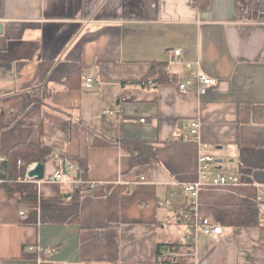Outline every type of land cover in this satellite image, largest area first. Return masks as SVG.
<instances>
[{
  "label": "crops",
  "instance_id": "1",
  "mask_svg": "<svg viewBox=\"0 0 264 264\" xmlns=\"http://www.w3.org/2000/svg\"><path fill=\"white\" fill-rule=\"evenodd\" d=\"M239 8L240 0H0V264H264V13L247 20ZM183 62L214 80L205 96L140 85L156 79L155 65L181 79ZM43 64L51 68L42 80ZM40 119L56 157L86 164L92 190L74 198L68 184L43 183L56 160L34 181L43 201L24 205L7 191L1 164ZM193 120L198 137L185 140ZM201 156L239 183L199 191V218L223 232L186 244L184 187L199 179ZM237 206H257L263 224L222 226ZM167 250L180 262H159Z\"/></svg>",
  "mask_w": 264,
  "mask_h": 264
},
{
  "label": "trees",
  "instance_id": "2",
  "mask_svg": "<svg viewBox=\"0 0 264 264\" xmlns=\"http://www.w3.org/2000/svg\"><path fill=\"white\" fill-rule=\"evenodd\" d=\"M240 16L242 19H259V15L264 13V1L259 0L257 5H253L252 0H240ZM51 64H43L41 71V79L43 80L49 73ZM151 76H156V79L145 78L142 81L153 79L155 85L164 83H178L180 78L175 75H168L163 72V68L159 65H155L150 73ZM143 144H132L131 151L138 152L144 150ZM57 158L63 160L65 164H73L76 166L78 174L81 178H86L87 166L85 163L66 156V154L60 153L56 157L54 149L44 141L43 138V121L36 124L30 141L26 144L19 145L8 155V158L1 164V176L6 181V189L10 194L17 197L19 203L24 205H36L43 199L38 195V187L35 182H23V176L25 175L26 165L30 163H38L46 165L48 162L56 161ZM24 161L22 166L17 165V162ZM148 161V160H147ZM146 161V162H147ZM21 177V180L19 178ZM75 196H79L80 192L75 191ZM189 212V209H188ZM187 212V214H188ZM221 225L226 227H258L261 226L262 219L260 218V212L257 206H237L230 211H226L221 214ZM178 245L173 244L170 247L174 248ZM160 255V251L158 252ZM164 263H178L179 258L166 257L161 261Z\"/></svg>",
  "mask_w": 264,
  "mask_h": 264
},
{
  "label": "built area",
  "instance_id": "3",
  "mask_svg": "<svg viewBox=\"0 0 264 264\" xmlns=\"http://www.w3.org/2000/svg\"><path fill=\"white\" fill-rule=\"evenodd\" d=\"M181 57L180 50L173 52V60L171 64L179 63ZM183 66L186 70L185 75L176 83L177 90L181 93H193L198 96H205L210 87L214 85V80L205 74H202L198 71H193L192 65L189 62H183ZM167 74H169V66L164 68ZM94 84L93 79H85V87L90 89ZM143 87L155 86L153 79L147 81H141L140 83ZM114 111L105 110L103 111L104 116H112ZM143 123L144 120H141ZM199 122L193 120L189 124V133L186 136L185 140H190L192 138L198 137L199 134ZM207 148V146H205ZM59 163V169L48 178L42 180L43 183H65L70 186L71 194L75 191H88L92 190L94 184L80 177L78 174L77 168L73 164H65L62 159L57 158ZM199 162V179L192 184L186 185L184 191L188 196V209L189 212L186 215V234L184 241L186 244H190L194 239L199 235L204 236H220L223 232L222 228L217 224L211 222L207 219L199 218L197 214V197L198 193L202 188L206 187H224L229 185H235L239 183L238 176L234 174L220 173L216 169V161L211 156H201L198 160ZM21 163H19L20 165ZM73 175V176H72ZM23 182H34L35 180L28 178L27 174L25 175ZM21 180V181H22ZM141 181H144V178H141ZM41 182V181H37ZM69 195L66 198V201H70L72 195ZM32 249L29 248V251ZM54 250H40V256H46L50 253H53ZM167 256H170L169 251H160L158 256V261L161 262L166 259ZM49 264H65L59 261H49Z\"/></svg>",
  "mask_w": 264,
  "mask_h": 264
},
{
  "label": "water",
  "instance_id": "4",
  "mask_svg": "<svg viewBox=\"0 0 264 264\" xmlns=\"http://www.w3.org/2000/svg\"><path fill=\"white\" fill-rule=\"evenodd\" d=\"M3 32V25L0 24V35ZM27 177L35 181H41L44 178V165L36 164L34 168L27 172Z\"/></svg>",
  "mask_w": 264,
  "mask_h": 264
}]
</instances>
